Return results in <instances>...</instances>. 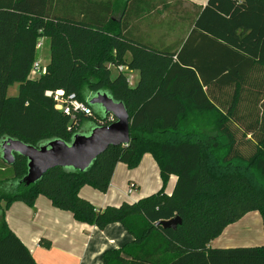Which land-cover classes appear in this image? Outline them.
Segmentation results:
<instances>
[{
	"label": "trees",
	"instance_id": "trees-1",
	"mask_svg": "<svg viewBox=\"0 0 264 264\" xmlns=\"http://www.w3.org/2000/svg\"><path fill=\"white\" fill-rule=\"evenodd\" d=\"M184 2L0 0V144L70 142L85 122L111 123L88 103L96 92L122 102L130 119L129 142L109 146L84 171L55 167L26 186V158L0 159L1 171H12L0 178V264H39L4 216L13 202L30 206L38 196L80 223L102 230L117 222L131 235L104 250L99 264H264V244L209 245L253 211L264 232V0ZM169 16L188 23L186 32L168 45L150 41L143 22ZM39 38L49 40V61L31 78ZM119 65L127 70L112 76L110 66ZM15 82L18 92L8 96ZM57 89L91 110L71 130L45 95ZM144 154L159 169L157 191L101 209L79 195L83 186L106 192L117 163L133 169ZM174 217L175 229L159 224Z\"/></svg>",
	"mask_w": 264,
	"mask_h": 264
},
{
	"label": "crops",
	"instance_id": "crops-1",
	"mask_svg": "<svg viewBox=\"0 0 264 264\" xmlns=\"http://www.w3.org/2000/svg\"><path fill=\"white\" fill-rule=\"evenodd\" d=\"M206 2L207 0H185L184 5L192 7L191 4H195L202 7ZM142 26L150 41L163 45H168L183 35L173 31L167 35L168 32H162L159 27L157 28L159 34L156 32L152 36L147 32L149 28L147 22L144 21ZM168 39L171 41L168 42ZM129 58L130 55L127 54V59ZM129 77H135L136 82L138 73L131 71ZM175 179L173 175L169 177L165 186L166 193H171ZM130 183H133L135 188L128 194ZM161 186L157 164L151 155L144 154L136 168L128 169L125 164L117 163L106 192L101 193L90 186H83L79 190V195L101 209L108 204L118 205L123 201L137 200L157 191ZM137 190L140 195L133 197ZM4 216L8 226L28 247L39 264H99L104 250L120 247L132 239L120 223H111L100 230L94 225L76 221L68 211L55 208L42 196H38L30 206L22 201L13 202L5 210ZM239 222L241 227L244 226V238L249 242L248 245L264 244L262 226V231L258 228V223L261 222L258 212L247 213ZM229 226L220 236L210 241L211 247L237 246L238 243L233 244L234 240L229 239ZM40 240H49L50 246L44 247Z\"/></svg>",
	"mask_w": 264,
	"mask_h": 264
},
{
	"label": "water",
	"instance_id": "water-1",
	"mask_svg": "<svg viewBox=\"0 0 264 264\" xmlns=\"http://www.w3.org/2000/svg\"><path fill=\"white\" fill-rule=\"evenodd\" d=\"M91 105L100 107L104 115L114 121L107 125L92 127L88 132H77L70 142L52 139L38 146L7 138L0 144L1 158L7 163L14 162V154L26 158L27 172L21 182L28 186L36 183L50 169L55 167L86 170L109 146L125 145L129 142V114L120 101H114L106 92H96L88 99ZM181 223L179 217L159 222L164 228L175 229Z\"/></svg>",
	"mask_w": 264,
	"mask_h": 264
},
{
	"label": "rangeland",
	"instance_id": "rangeland-1",
	"mask_svg": "<svg viewBox=\"0 0 264 264\" xmlns=\"http://www.w3.org/2000/svg\"><path fill=\"white\" fill-rule=\"evenodd\" d=\"M148 24V29H147V32L150 33V35L154 36V34L157 32V34H159V30H161L162 32H168L167 35H170L171 33L170 32H177V33H181V34H184L187 30V26H188V23H183L179 20H176L174 19L173 17H167V21L165 20V22H161L162 24H159L157 21H156V18H151L148 20L147 22ZM161 28V29H157V28ZM161 33V32H160ZM171 41L168 39V42ZM49 55H50V50H49V40L47 38H44L43 40V46L38 49L36 51V58L37 60L40 61L41 65L42 66H46V64L48 63L49 61ZM110 69H111V73H112V76H115L117 73H118V70L115 66H110ZM39 73L37 72H33L32 70H30V77L31 78H34L36 76H38ZM135 77H131L130 78V84H134L135 82ZM18 86L19 84L18 83H12L8 86L7 88V95L8 96H15L18 92ZM99 111H101L100 107H98L97 105H94ZM92 122H85L84 123V128H85V132H88L91 128H92ZM0 159H1V152H0ZM2 169L0 168V178L2 176V178L5 176V175H8V176H11L12 175V171H11V168L9 166L6 167V171H1ZM136 195H140L139 191L137 190L136 193L133 195L136 196ZM240 221V220H239ZM237 221L233 224H231L228 229V232H229V239H233L234 243L233 244H237V246H250L248 245L249 242L246 241V239L244 238V226L241 227L240 226V222ZM243 223V222H241ZM259 225V230L262 231L261 229V222L258 223ZM254 229H255V225H253ZM227 233V232H226ZM242 233V234H241ZM248 240V239H247ZM236 246V245H235Z\"/></svg>",
	"mask_w": 264,
	"mask_h": 264
},
{
	"label": "built area",
	"instance_id": "built-area-1",
	"mask_svg": "<svg viewBox=\"0 0 264 264\" xmlns=\"http://www.w3.org/2000/svg\"><path fill=\"white\" fill-rule=\"evenodd\" d=\"M44 38H39L35 44L36 49H40L43 46ZM118 71H126L127 67L124 65H119L116 67ZM31 70L33 72H37L40 74L44 73L46 68L42 66L39 60H34L31 66ZM130 80V77H129ZM45 95L50 97L54 102V107L61 111L63 114L67 115L70 120V125L68 127L69 130L72 127H75L78 124L77 118L78 115L85 114L88 115L91 113V110L85 102L78 99L73 93H65L63 90H46ZM110 119H113L112 116H109ZM135 188L133 183L128 185L127 193L130 194Z\"/></svg>",
	"mask_w": 264,
	"mask_h": 264
}]
</instances>
